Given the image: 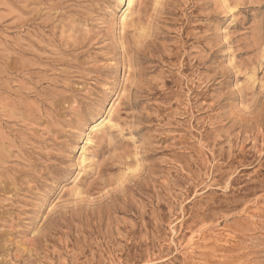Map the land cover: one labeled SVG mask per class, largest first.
<instances>
[{
	"label": "rangeland",
	"instance_id": "1",
	"mask_svg": "<svg viewBox=\"0 0 264 264\" xmlns=\"http://www.w3.org/2000/svg\"><path fill=\"white\" fill-rule=\"evenodd\" d=\"M126 2L0 0V264H264V0Z\"/></svg>",
	"mask_w": 264,
	"mask_h": 264
},
{
	"label": "bare ground",
	"instance_id": "2",
	"mask_svg": "<svg viewBox=\"0 0 264 264\" xmlns=\"http://www.w3.org/2000/svg\"><path fill=\"white\" fill-rule=\"evenodd\" d=\"M134 5H135V0H127L126 2L127 9L125 11V15L122 18V22H125L131 16V12L134 8ZM107 126H110V127L113 126V118L111 116H107L106 118L101 119L99 123L95 126V128L96 130L97 129L101 130L102 128L107 127ZM82 154L84 155V151Z\"/></svg>",
	"mask_w": 264,
	"mask_h": 264
}]
</instances>
